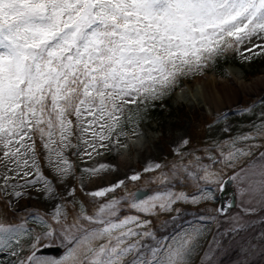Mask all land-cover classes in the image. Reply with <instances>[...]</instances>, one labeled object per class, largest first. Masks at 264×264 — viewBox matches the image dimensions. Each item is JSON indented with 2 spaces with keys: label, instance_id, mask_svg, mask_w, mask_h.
<instances>
[{
  "label": "snow or ice",
  "instance_id": "6c2138e0",
  "mask_svg": "<svg viewBox=\"0 0 264 264\" xmlns=\"http://www.w3.org/2000/svg\"><path fill=\"white\" fill-rule=\"evenodd\" d=\"M229 52L245 61L264 54V0H0V197H10L11 213H0V264H192L204 229L167 232L182 205L215 200L212 185L223 190L228 172L241 195L264 205V99L236 110L250 118L246 130L226 124L222 137L177 148V160L90 191L85 178L115 167H85L60 191L76 176L72 156L127 149L125 129L141 135L150 106ZM149 173L150 191L129 190ZM23 198L53 202L51 210L15 211ZM233 223L237 233L252 226ZM54 246L59 257L41 254Z\"/></svg>",
  "mask_w": 264,
  "mask_h": 264
},
{
  "label": "rangeland",
  "instance_id": "374dc122",
  "mask_svg": "<svg viewBox=\"0 0 264 264\" xmlns=\"http://www.w3.org/2000/svg\"><path fill=\"white\" fill-rule=\"evenodd\" d=\"M253 51L256 50L254 49ZM227 65L229 64H226L221 71H205L204 74L214 73L222 80L231 81V76L226 70ZM234 65L241 67V78L245 82H250L255 77L264 75V54L255 55L250 61H245L240 59V55L237 53ZM196 77L184 78L181 83L183 85L186 83L192 84ZM182 84L181 86H183ZM175 93H172L169 100L170 105H164L161 102L160 105L163 106L161 114L139 126V130L143 127L147 129L146 139L151 140L149 142L151 146L149 150L139 144L137 149H131L129 154H125L122 157L115 151L105 152L103 149L99 150L102 153L101 155L93 153L91 159L88 157L81 159L80 157L72 156L71 159L74 161L76 167V176L70 178L65 185L60 186V191L63 193L67 187L76 183V177L82 174L80 170L85 167H95L101 163H107L115 167V170L101 173L99 177L92 181L85 178V189L90 191L97 187L115 183L117 180L131 175L133 172L142 171L149 162L168 164L177 160L179 159L178 156L168 157L169 153L175 155L177 148H181L183 151L185 148L182 147V140L185 138L189 139L192 130H199L204 124H206L204 143L209 137H222L223 134L220 130L226 124L232 126L233 133L246 130L243 128V125L250 118L246 115L237 114L236 110L250 105L254 101L264 99V86L259 87L255 92L237 97L233 102H222V106L214 111L213 114L206 112L199 101H195L192 104L186 101L176 102ZM222 113L228 114V121L222 119L218 125L214 124V118ZM210 124L212 125L211 128L208 127ZM45 173L50 178L55 179L51 169L45 168ZM151 175L153 174H145L141 181L134 184L129 183V190L134 191L137 188H148L150 190L152 186L145 184V181ZM230 175H232L231 172L226 173L223 181ZM250 179L259 180L262 178L260 176H253ZM231 187L236 195V205L231 213L227 215L217 213L215 211L217 208L215 199L206 204H201L198 209L190 205H182L183 211L177 218V221L174 224L169 221L167 232L185 231L193 227L204 229V234L199 239L197 250L192 256V264H241L242 260L246 264H264V251H262L264 242L261 241V236L264 235V222H262L264 221V205H257L256 199L252 198L250 194L241 195L240 188L242 186L239 181H231ZM212 189L216 197L219 187L212 185ZM121 194L120 190H117L116 195ZM33 195L35 196V194ZM5 199H10V197H0V200L5 201ZM52 203L45 202L42 198H23L18 202V207L14 203L13 209L19 211L21 209L35 208L50 211ZM251 207H257V213L255 215L245 214L244 209ZM209 216L216 217L215 221L207 219ZM201 217H205V219H201ZM237 217L241 218V222H250L252 226L238 233L232 231L235 227L233 220ZM161 234L167 233L162 232ZM250 244L253 245L252 251L254 254L246 255ZM210 250L212 255L211 259H208L206 253H209Z\"/></svg>",
  "mask_w": 264,
  "mask_h": 264
},
{
  "label": "bare ground",
  "instance_id": "6f19581e",
  "mask_svg": "<svg viewBox=\"0 0 264 264\" xmlns=\"http://www.w3.org/2000/svg\"><path fill=\"white\" fill-rule=\"evenodd\" d=\"M245 55H248V53H245ZM240 59L242 58L240 57ZM226 70L231 76V81L222 80L214 73H206L203 76H197L192 84L186 83L175 90V101H186L189 104L199 101L206 112L213 114L214 111L222 106V102H233L237 97L246 93L255 92L259 87L264 86V75L255 77L250 82H245L241 78L240 73L242 70L240 66L229 64ZM139 132H141V135L134 136L128 134V138L123 140L128 147L127 149L120 150L118 154H120L121 157L125 154H129L131 149H137L139 144L146 147L148 150L151 148L149 143L151 140L146 139L147 129L143 127Z\"/></svg>",
  "mask_w": 264,
  "mask_h": 264
},
{
  "label": "trees",
  "instance_id": "16d2710c",
  "mask_svg": "<svg viewBox=\"0 0 264 264\" xmlns=\"http://www.w3.org/2000/svg\"><path fill=\"white\" fill-rule=\"evenodd\" d=\"M235 52H229L227 53L225 56L219 57L215 64L212 65L210 68L205 69L206 71H210V70H216L219 71L222 69L223 65L226 62H235ZM171 94L167 97H165V99L163 101H157L155 104V107H149L148 111L145 113L144 118L142 121H146L149 119H153L154 117H156L158 114H161L163 106H161V102H163L164 105H170V99ZM206 137V124H204L202 127L199 128V130H192V133L189 135V139L191 141V144L185 148L183 151H188L191 148L197 147V146H201L204 144V138ZM176 155L169 153L168 157H174ZM152 188V187H151ZM77 198L84 200L85 203H89L88 199L86 197L83 196L82 193H80L78 191L77 193ZM0 213H4L7 215H11L10 212H8V209L4 203V200H0ZM174 226V225H171Z\"/></svg>",
  "mask_w": 264,
  "mask_h": 264
},
{
  "label": "water",
  "instance_id": "95a60500",
  "mask_svg": "<svg viewBox=\"0 0 264 264\" xmlns=\"http://www.w3.org/2000/svg\"><path fill=\"white\" fill-rule=\"evenodd\" d=\"M61 248L59 247H52V248H45L42 249L41 254H53V255H58L61 252Z\"/></svg>",
  "mask_w": 264,
  "mask_h": 264
}]
</instances>
